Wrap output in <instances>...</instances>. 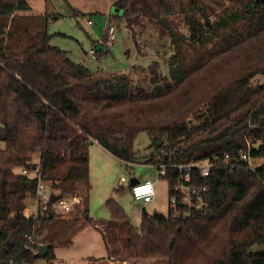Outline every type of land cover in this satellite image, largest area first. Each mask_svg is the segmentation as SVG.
<instances>
[{
  "label": "trees",
  "instance_id": "16d2710c",
  "mask_svg": "<svg viewBox=\"0 0 264 264\" xmlns=\"http://www.w3.org/2000/svg\"><path fill=\"white\" fill-rule=\"evenodd\" d=\"M113 6L129 25L139 16L155 20L173 46L167 75L157 72V64L150 69V93L132 84L129 74L92 71L72 61L66 50L50 43L46 17L17 14L29 10L26 0H0L5 143L0 149V264L51 261L56 245L64 243L37 240L58 214L50 204L36 217L22 214L36 180L17 168L39 165L41 177L61 194L82 185L83 206L77 209L92 221L89 144L96 141L114 157L133 162V141L142 131L158 152L150 158L152 164L236 156L248 148L261 162L254 170L217 164L206 177L194 170L193 181L206 187L208 203L206 212L194 218L175 217L170 208L166 215L142 209L140 224L133 227L123 208L106 200L108 226L127 228L123 259L264 264V84L252 83L255 76H264V1L246 0L240 10L211 24L207 10L194 0L180 4L189 36L171 25L168 0H115ZM227 29L233 35L224 36ZM207 31L220 40L212 41ZM184 46L195 54L188 57ZM165 171L162 178L171 194L179 174L172 166ZM39 244L48 247L44 257H35ZM254 245L259 248L251 250Z\"/></svg>",
  "mask_w": 264,
  "mask_h": 264
},
{
  "label": "rangeland",
  "instance_id": "374dc122",
  "mask_svg": "<svg viewBox=\"0 0 264 264\" xmlns=\"http://www.w3.org/2000/svg\"><path fill=\"white\" fill-rule=\"evenodd\" d=\"M168 1L173 6V13L168 16L171 25L180 34L189 36L190 32L180 4L187 6L190 0ZM245 1L194 0L197 7L207 10L209 24L219 16L240 10ZM46 3L47 31L53 34L50 43L66 50L72 61L83 64L92 71L100 69L109 73L129 74L132 84L144 86L145 93L153 91L154 86L150 85L152 83L150 69L156 66L155 64L157 72L167 75V59L173 52V46L166 32L155 20L139 16L129 25L125 17L121 16L120 9L114 6H110L109 11L101 14L95 11L90 13L82 11L78 5L77 8L71 5L69 0H47ZM51 14L54 15L52 19L49 18ZM200 18L204 22V17ZM88 19L91 25L87 23ZM109 26L114 28V40L110 45H105L103 41ZM54 33H62L64 36ZM207 34H210L212 41L215 42L221 38L208 31ZM223 34L233 35L230 29ZM90 48L95 50L94 55L88 54ZM184 49L188 57L195 54L190 47L184 46ZM252 83L264 84V76H255ZM3 115L4 104L0 100V149L5 146L2 139ZM133 151V162H125L91 141L88 146L90 184L88 207L92 221L85 220L78 209L69 213L56 212L58 216L50 228L42 231L37 240L47 239L55 243H64L54 248V260L39 258L34 264H166V261L157 259H123L126 225H121V229L108 226L110 213L105 205L108 199L115 200L123 208L129 224L133 227L139 226L142 209L149 214L154 211L164 215L168 213L170 199L168 183L162 176H158L156 165L149 163L150 158L156 157L158 152L146 132L137 134L133 141ZM33 162H38L37 154L33 155ZM257 162L260 163L261 160L258 159ZM19 169L17 168V171ZM122 176L126 181L120 183L119 179ZM137 180L154 182L155 196L152 199L134 201L129 185ZM119 187L124 191L117 192L116 189ZM75 192L82 195L83 186L78 185ZM26 203L30 207L31 198L27 199ZM258 248V245H254L251 250Z\"/></svg>",
  "mask_w": 264,
  "mask_h": 264
},
{
  "label": "built area",
  "instance_id": "2783aa9c",
  "mask_svg": "<svg viewBox=\"0 0 264 264\" xmlns=\"http://www.w3.org/2000/svg\"><path fill=\"white\" fill-rule=\"evenodd\" d=\"M91 24V21H87ZM114 40V28L107 27L106 36L103 43L110 45ZM88 54L94 55L95 50L90 48ZM258 158L252 157L247 150H240L236 156L224 154L222 157H214L212 159H204L190 161L188 163H179L174 165L155 164L158 169V176L166 174V166H172L179 174L177 182L172 186L169 199V208L173 212V216L178 218H194L197 213H204L207 210L208 203L206 201V187L198 185L193 181V171L197 170L199 175L206 177L209 175L212 167L217 164L235 167L244 164L249 170H254L259 164ZM33 162V159H32ZM35 163V162H34ZM38 163V162H37ZM36 163V164H37ZM19 172L26 178L36 180V188L30 207H24L22 214L26 217H36L41 210H45L48 204L58 213H69L83 206V197L78 192L61 194L51 186L50 181H46L41 177L39 165L33 169L22 167ZM126 181L125 177H120L119 182ZM264 184V180L262 181ZM130 193L134 201L150 200L155 196L154 182L150 180H140L130 184ZM58 195L55 202L50 203V195ZM28 240L33 242L32 236H28ZM40 245V244H39ZM30 247V246H27Z\"/></svg>",
  "mask_w": 264,
  "mask_h": 264
},
{
  "label": "crops",
  "instance_id": "0c3cea01",
  "mask_svg": "<svg viewBox=\"0 0 264 264\" xmlns=\"http://www.w3.org/2000/svg\"><path fill=\"white\" fill-rule=\"evenodd\" d=\"M26 1L29 5V10L17 12L18 15H21L24 18H28L30 16L48 17V10L46 3L47 0H26ZM69 1L71 5H74L75 7L78 5L77 7H79V9L82 11L85 10L86 12L89 13L95 11L103 14L102 12L106 10L107 11L110 10V6L113 7V2L115 0H69ZM53 17L54 15L51 14L49 18L52 19ZM38 20L39 19H36V21L34 20L33 24H35V22H37ZM93 142L96 143V141Z\"/></svg>",
  "mask_w": 264,
  "mask_h": 264
},
{
  "label": "water",
  "instance_id": "95a60500",
  "mask_svg": "<svg viewBox=\"0 0 264 264\" xmlns=\"http://www.w3.org/2000/svg\"><path fill=\"white\" fill-rule=\"evenodd\" d=\"M262 1H264V0H262ZM135 182H137V181H133V182H131L130 184H133V183H135ZM57 198H58V195L51 194V195H50V203L55 202V200H56ZM47 251H48V247H47L46 245H42V244H40V245L38 246V248H37V252L35 253V257H44V256L46 255Z\"/></svg>",
  "mask_w": 264,
  "mask_h": 264
}]
</instances>
